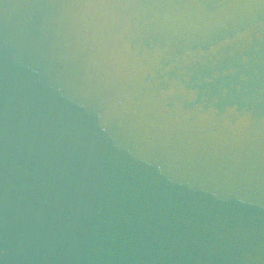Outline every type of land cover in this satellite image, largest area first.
<instances>
[{"label":"water","instance_id":"1","mask_svg":"<svg viewBox=\"0 0 264 264\" xmlns=\"http://www.w3.org/2000/svg\"><path fill=\"white\" fill-rule=\"evenodd\" d=\"M0 264H264V0H0Z\"/></svg>","mask_w":264,"mask_h":264}]
</instances>
